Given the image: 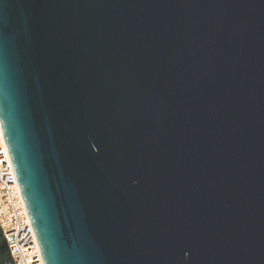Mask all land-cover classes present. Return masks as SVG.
Masks as SVG:
<instances>
[{
    "label": "water",
    "instance_id": "water-1",
    "mask_svg": "<svg viewBox=\"0 0 264 264\" xmlns=\"http://www.w3.org/2000/svg\"><path fill=\"white\" fill-rule=\"evenodd\" d=\"M0 124L43 264H264V0H0Z\"/></svg>",
    "mask_w": 264,
    "mask_h": 264
},
{
    "label": "built area",
    "instance_id": "built-area-1",
    "mask_svg": "<svg viewBox=\"0 0 264 264\" xmlns=\"http://www.w3.org/2000/svg\"><path fill=\"white\" fill-rule=\"evenodd\" d=\"M0 228L14 264H43L0 124Z\"/></svg>",
    "mask_w": 264,
    "mask_h": 264
}]
</instances>
